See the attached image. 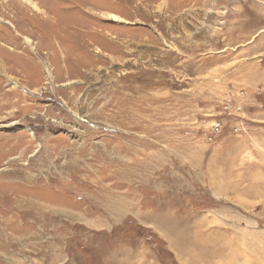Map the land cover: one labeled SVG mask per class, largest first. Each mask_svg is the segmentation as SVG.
<instances>
[{"label":"rangeland","instance_id":"1","mask_svg":"<svg viewBox=\"0 0 264 264\" xmlns=\"http://www.w3.org/2000/svg\"><path fill=\"white\" fill-rule=\"evenodd\" d=\"M0 264H264V0H0Z\"/></svg>","mask_w":264,"mask_h":264},{"label":"built area","instance_id":"2","mask_svg":"<svg viewBox=\"0 0 264 264\" xmlns=\"http://www.w3.org/2000/svg\"><path fill=\"white\" fill-rule=\"evenodd\" d=\"M242 95H245V93H241ZM240 98H244V97H242V96H239ZM238 110H239V113H241V114H243L244 113V110H243V108H242V103H239V105H238ZM213 129L215 130V131H217V123H216V121H214L213 122Z\"/></svg>","mask_w":264,"mask_h":264},{"label":"bare ground","instance_id":"3","mask_svg":"<svg viewBox=\"0 0 264 264\" xmlns=\"http://www.w3.org/2000/svg\"><path fill=\"white\" fill-rule=\"evenodd\" d=\"M108 15L112 18V19H115V20H120L121 19V16H119L118 14L116 13H112V12H107ZM29 42V40H28ZM34 49V48H33ZM14 85L17 87L18 83L17 82H14ZM212 128H213V124H212Z\"/></svg>","mask_w":264,"mask_h":264},{"label":"trees","instance_id":"4","mask_svg":"<svg viewBox=\"0 0 264 264\" xmlns=\"http://www.w3.org/2000/svg\"><path fill=\"white\" fill-rule=\"evenodd\" d=\"M122 231H123V228H121L120 232H122Z\"/></svg>","mask_w":264,"mask_h":264}]
</instances>
